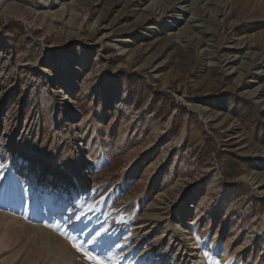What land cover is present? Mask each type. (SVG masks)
Masks as SVG:
<instances>
[{"label": "rangeland", "instance_id": "obj_1", "mask_svg": "<svg viewBox=\"0 0 264 264\" xmlns=\"http://www.w3.org/2000/svg\"><path fill=\"white\" fill-rule=\"evenodd\" d=\"M44 1L0 0V264H264V0Z\"/></svg>", "mask_w": 264, "mask_h": 264}, {"label": "bare ground", "instance_id": "obj_2", "mask_svg": "<svg viewBox=\"0 0 264 264\" xmlns=\"http://www.w3.org/2000/svg\"><path fill=\"white\" fill-rule=\"evenodd\" d=\"M45 2H48V4L47 5H49V2H50V0H45L44 1V3ZM189 2V1H188ZM187 4H183L182 5V7L180 8V10H185L187 7H189V6H191V5H187ZM180 18H178V19H175V20H172V21H170V22H166V23H161V26L162 27H164V28H166V29H168V28H171V27H173L174 25H176L177 23H178V20H179ZM253 83H254V81H252ZM257 91L258 90H256V91H254V92H252V93H250V96L251 97H253V98H256L258 101H261V102H264V95L262 94V93H257ZM262 92V91H261ZM62 110V109H61ZM76 154L78 155V154H81L82 155V146H81V144H78V146H77V149H76ZM78 163H79V166H78V168H83L84 169V171H86L88 168L86 167V165L84 164V161H83V159H79L78 160ZM82 190H85V191H87L88 190V188L87 187H82ZM84 191V192H85ZM91 211V210H90ZM201 222V221H200ZM176 224L177 225H179V222H176ZM176 225V226H177ZM180 246V245H179ZM196 244L195 243H192V244H188V250L189 251H187L186 252V255H187V257H190V251H194L195 249H197L196 248ZM200 255H201V257H200V259H199V263L198 264H206L205 263V254L203 253V252H201V253H199ZM198 254V255H199ZM199 258V257H198Z\"/></svg>", "mask_w": 264, "mask_h": 264}, {"label": "snow or ice", "instance_id": "obj_3", "mask_svg": "<svg viewBox=\"0 0 264 264\" xmlns=\"http://www.w3.org/2000/svg\"><path fill=\"white\" fill-rule=\"evenodd\" d=\"M0 179H3V173L0 172ZM107 230H105L106 232ZM101 233H97V236H101ZM73 242V247L77 249V251L81 252L83 256L90 261V264H110L109 261L104 260L101 256L93 254L92 251H89L84 248L83 244L86 242H80L76 239V237H69ZM212 264H219V261H212Z\"/></svg>", "mask_w": 264, "mask_h": 264}]
</instances>
